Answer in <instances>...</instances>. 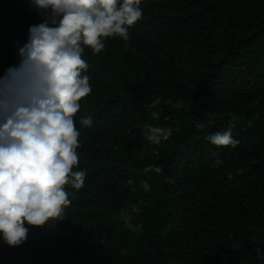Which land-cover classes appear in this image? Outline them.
Wrapping results in <instances>:
<instances>
[{"label": "trees", "instance_id": "1", "mask_svg": "<svg viewBox=\"0 0 264 264\" xmlns=\"http://www.w3.org/2000/svg\"><path fill=\"white\" fill-rule=\"evenodd\" d=\"M141 6L128 41L82 57L92 93L74 120L85 187L66 186L63 219L26 224L20 246L0 242V264H264V0ZM41 21L29 0H0V77ZM144 124L172 136L154 146ZM229 127L235 148L205 139Z\"/></svg>", "mask_w": 264, "mask_h": 264}, {"label": "clouds", "instance_id": "2", "mask_svg": "<svg viewBox=\"0 0 264 264\" xmlns=\"http://www.w3.org/2000/svg\"><path fill=\"white\" fill-rule=\"evenodd\" d=\"M143 2L29 0L42 21L29 26L18 49L20 63L0 77V242L20 246L30 230L26 224L45 226L63 219L72 203L66 186L85 187L87 170L80 167L78 154L81 130L74 120L80 101L92 93L89 64L82 57L86 48L93 55L103 52L108 38L128 41L130 29L143 18ZM79 124L91 128L93 117L82 116ZM172 133L170 126L143 125L144 138L154 146ZM205 139L215 146L239 143L231 127ZM141 187L151 190L147 181ZM123 218L135 230L131 216ZM256 254L264 257V250Z\"/></svg>", "mask_w": 264, "mask_h": 264}]
</instances>
